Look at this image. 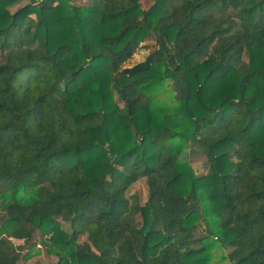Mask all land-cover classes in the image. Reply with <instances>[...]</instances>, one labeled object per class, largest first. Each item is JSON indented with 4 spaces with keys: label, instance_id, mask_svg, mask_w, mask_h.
<instances>
[{
    "label": "trees",
    "instance_id": "trees-1",
    "mask_svg": "<svg viewBox=\"0 0 264 264\" xmlns=\"http://www.w3.org/2000/svg\"><path fill=\"white\" fill-rule=\"evenodd\" d=\"M18 1L0 0V264L36 231L57 264L217 246L264 264V0Z\"/></svg>",
    "mask_w": 264,
    "mask_h": 264
},
{
    "label": "rangeland",
    "instance_id": "rangeland-1",
    "mask_svg": "<svg viewBox=\"0 0 264 264\" xmlns=\"http://www.w3.org/2000/svg\"><path fill=\"white\" fill-rule=\"evenodd\" d=\"M154 0H142V8L144 10L148 9ZM76 5H85L89 2V0H74ZM29 0H19L16 5L10 8L11 13L15 12L17 9L29 4ZM137 53L133 56V58L129 61L127 66H132L140 61H142L149 51V49L153 48L155 45L154 37L148 38L143 44ZM170 91H165V95H169ZM189 151H187L188 153ZM189 162L194 169L197 176L205 175L207 173L206 168V159L204 156L190 155ZM144 180H141L135 183L128 192V196H136L139 199L141 204H144L147 198V190H146ZM62 229L68 232V225L62 223ZM86 240V237H81L79 242L82 243ZM24 252L21 255L20 260L17 264H57L58 258L54 255L48 254L47 250L41 245V236L40 232L36 231L34 236ZM214 264H230V262L225 258V253L223 248L217 246L214 250Z\"/></svg>",
    "mask_w": 264,
    "mask_h": 264
}]
</instances>
